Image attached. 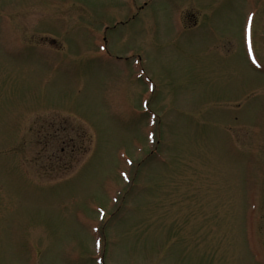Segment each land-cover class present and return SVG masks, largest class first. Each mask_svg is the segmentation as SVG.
Wrapping results in <instances>:
<instances>
[{
  "label": "rangeland",
  "instance_id": "obj_1",
  "mask_svg": "<svg viewBox=\"0 0 264 264\" xmlns=\"http://www.w3.org/2000/svg\"><path fill=\"white\" fill-rule=\"evenodd\" d=\"M0 264H264V0H0Z\"/></svg>",
  "mask_w": 264,
  "mask_h": 264
}]
</instances>
